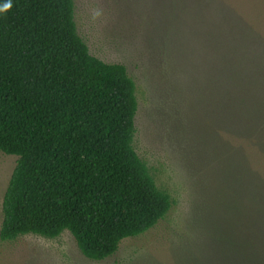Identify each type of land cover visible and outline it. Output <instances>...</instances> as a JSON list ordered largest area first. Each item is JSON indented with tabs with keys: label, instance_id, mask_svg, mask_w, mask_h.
Instances as JSON below:
<instances>
[{
	"label": "rangeland",
	"instance_id": "374dc122",
	"mask_svg": "<svg viewBox=\"0 0 264 264\" xmlns=\"http://www.w3.org/2000/svg\"><path fill=\"white\" fill-rule=\"evenodd\" d=\"M210 4L74 0L89 53L123 65L135 84L132 147L172 205L103 261L86 259L63 232L0 241V264H257L256 250L264 252V184L254 174L255 161L264 160V51H220L227 12ZM236 77L248 79L252 102L230 98ZM16 163L0 152V226Z\"/></svg>",
	"mask_w": 264,
	"mask_h": 264
},
{
	"label": "trees",
	"instance_id": "16d2710c",
	"mask_svg": "<svg viewBox=\"0 0 264 264\" xmlns=\"http://www.w3.org/2000/svg\"><path fill=\"white\" fill-rule=\"evenodd\" d=\"M209 2L227 12L220 51H264L261 0ZM231 82L230 98L247 102L248 79ZM136 111L125 67L94 57L79 37L74 0H0V152L17 157L0 241L68 232L98 262L162 220L172 202L132 147ZM255 164L264 184V160ZM256 261L264 264V252Z\"/></svg>",
	"mask_w": 264,
	"mask_h": 264
}]
</instances>
